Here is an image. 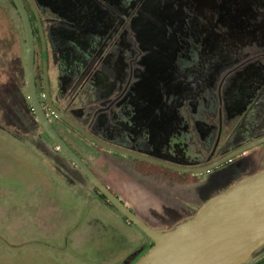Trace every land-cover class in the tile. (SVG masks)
<instances>
[{"label":"rangeland","instance_id":"1","mask_svg":"<svg viewBox=\"0 0 264 264\" xmlns=\"http://www.w3.org/2000/svg\"><path fill=\"white\" fill-rule=\"evenodd\" d=\"M33 1L52 98L105 140L194 167L264 134V0ZM58 127L157 229L264 166L263 143L208 172L143 176ZM55 148L30 107L20 17L0 0V264H135L152 240Z\"/></svg>","mask_w":264,"mask_h":264},{"label":"water","instance_id":"2","mask_svg":"<svg viewBox=\"0 0 264 264\" xmlns=\"http://www.w3.org/2000/svg\"><path fill=\"white\" fill-rule=\"evenodd\" d=\"M21 20L25 44V72L30 107L56 147L86 176L98 192L127 220L152 240V245L135 264H242L264 245V167L236 180L226 190L203 202L189 218L169 229H157L137 215L92 170L64 140L52 124L39 98L35 75L34 30L24 0H11ZM32 10L40 38L41 69L45 103L56 117L87 139L110 152L140 159L183 173L208 172L232 158L264 143V134L246 141L222 156L199 166H184L109 142L60 109L50 92L48 48L42 20L33 0Z\"/></svg>","mask_w":264,"mask_h":264},{"label":"trees","instance_id":"3","mask_svg":"<svg viewBox=\"0 0 264 264\" xmlns=\"http://www.w3.org/2000/svg\"><path fill=\"white\" fill-rule=\"evenodd\" d=\"M27 8L29 10V14H30V18H31V22H32V26H33V30H34V34H35V38L37 39V42L39 43V47H40V38H39V34H38V30H37V24H36V19H35V16L32 12V10L30 9V6L29 4H27ZM40 55H41V47H40ZM41 67V65H40ZM42 81V78L40 77V79ZM36 82H38V79L36 78ZM52 116L54 117V119H51V122L52 124L54 125V127L57 129V131L59 132V134L64 138V140L87 162V164L92 168V165L90 164V162L66 139V137L63 135V133L60 131L59 127H58V124H61L65 127H67L68 129H70L71 131L77 133L80 137H82L83 139H85L86 141H88L90 144L94 145L96 148L100 149V150H103L105 152H108V153H112V154H117V155H121L123 156L122 154L118 153V152H110V151H107L106 149L96 145L95 143H93L92 141H90L89 139H87L84 135H82L79 131L75 130L74 128H72L71 126H69L66 122H64L63 120H61L60 118L56 117L54 114H52ZM42 131L44 133V135L50 140V142L55 146L54 142L49 138V136L47 135V133H45V131L43 130L42 128ZM60 154H62L72 165L75 169H77L82 177L84 178V180L86 182H88L89 185H91L92 189L99 195V197L101 199H103L104 201H106L107 203H109L106 198L104 197L103 194H101L100 192L97 191V189L91 184V182L86 178V176L79 170L78 167H76L72 161L67 158L64 153H62L60 150H58L57 148H55ZM253 149V148H252ZM134 161H136L138 164H136V170L138 173L142 174L143 176H150V175H153L154 173L156 172H161V173H166V174H169L171 176L170 177V180H173V179H178V177H176L177 174H184V175H187L188 173H183V172H177V171H173L169 168H165L163 166H160V165H156V164H153V163H150V162H146V161H143V160H140V159H136V158H132V157H129V156H126ZM234 158H232L233 160ZM231 160V161H232ZM231 161H228V162H231ZM226 162V163H228ZM224 163V164H226ZM222 164V165H224ZM220 165V166H222ZM218 166V167H220ZM264 167V166H263ZM261 167V168H263ZM259 168V169H261ZM215 169V168H214ZM257 169V170H259ZM92 170L94 171V169L92 168ZM255 170V171H257ZM166 171V172H165ZM253 171V172H255ZM95 172V171H94ZM253 172H249L247 174H250V173H253ZM96 173V172H95ZM97 174V173H96ZM98 175V174H97ZM98 177L102 180V178L98 175ZM103 181V180H102ZM104 182V181H103ZM106 184V183H105ZM107 185V184H106ZM108 186V185H107ZM109 187V186H108ZM115 194H117L119 197H121L114 189H112L111 187H109ZM110 206L114 207L113 205H111L109 203ZM115 208V207H114ZM116 209V208H115ZM136 214L137 212L131 208ZM117 210V209H116ZM118 211V210H117ZM118 213L127 221V223H130L132 225H134L133 223H131L129 220H127V218L122 215L119 211ZM138 215V214H137ZM135 226V225H134ZM153 243V242H152ZM151 243V245H152ZM251 264H264V255H262L261 257H259L258 259H256L255 261H253Z\"/></svg>","mask_w":264,"mask_h":264},{"label":"flooded vegetation","instance_id":"4","mask_svg":"<svg viewBox=\"0 0 264 264\" xmlns=\"http://www.w3.org/2000/svg\"><path fill=\"white\" fill-rule=\"evenodd\" d=\"M25 1V3H26V6H27V1L26 0H24ZM35 40H36V38H35V34H34V44H35ZM41 47V46H40ZM34 68H35V75H36V78L38 79V75H39V73L41 74V78H42V69H41V67H40V71H38L37 69H36V62H35V64H34ZM49 73V72H48ZM86 80V79H85ZM38 87H39V79H38V82H37V91H38V95H39V90H38ZM43 89H44V87H43ZM53 99V102L60 108V109H66V111H67V113L71 116V117H73V115H71V113H70V111H69V106L71 105V101L66 105V106H61L60 105V103L57 101V100H55L54 98H52ZM72 99H74V97L72 98ZM40 100H41V102H42V104H43V107L46 109V111L48 110V107H47V105H46V103H45V97H44V94H43V98H40ZM74 118V117H73ZM75 119V118H74ZM78 121V120H77ZM79 122V121H78ZM82 124V123H81ZM83 125V124H82ZM88 129V128H87ZM90 130V129H89ZM91 131V130H90ZM94 133V132H93ZM97 135V134H96ZM99 136V135H98ZM100 137V136H99ZM101 138H103V137H101ZM104 139V138H103ZM230 151V150H229ZM228 152V151H227ZM226 152V153H227Z\"/></svg>","mask_w":264,"mask_h":264},{"label":"crops","instance_id":"5","mask_svg":"<svg viewBox=\"0 0 264 264\" xmlns=\"http://www.w3.org/2000/svg\"><path fill=\"white\" fill-rule=\"evenodd\" d=\"M103 180V179H102ZM104 181V180H103ZM105 182V181H104ZM107 185L109 186V187H111V185H109V183H107ZM139 186H140V184H139ZM112 188V187H111ZM136 191H138V188L137 189H135ZM119 194V193H118ZM151 194H152V192H151ZM154 195H158V197H162L161 196V194L160 193H153ZM120 195V194H119ZM121 196V195H120ZM126 204H129V202L126 200V199H124L122 196L120 197ZM130 205V204H129ZM130 208H133L131 205L129 206ZM134 209V208H133ZM135 210V209H134ZM136 212H137V214L143 219V217L140 215V214H142V213H139V211H137V210H135ZM143 215V214H142ZM133 227V226H132Z\"/></svg>","mask_w":264,"mask_h":264}]
</instances>
